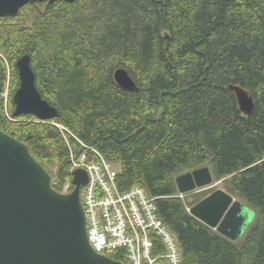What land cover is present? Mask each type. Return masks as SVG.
<instances>
[{
  "label": "trees",
  "instance_id": "1",
  "mask_svg": "<svg viewBox=\"0 0 264 264\" xmlns=\"http://www.w3.org/2000/svg\"><path fill=\"white\" fill-rule=\"evenodd\" d=\"M26 54L40 93L61 112L54 120L13 117L16 63ZM119 68L138 91L116 83ZM231 86L253 97L250 115ZM0 129L27 144L60 192L72 181L70 144L120 165L119 186L139 185L157 199L185 264H264V0L28 4L0 18ZM207 165L255 212L240 244L177 197V176Z\"/></svg>",
  "mask_w": 264,
  "mask_h": 264
},
{
  "label": "water",
  "instance_id": "2",
  "mask_svg": "<svg viewBox=\"0 0 264 264\" xmlns=\"http://www.w3.org/2000/svg\"><path fill=\"white\" fill-rule=\"evenodd\" d=\"M77 0H0V18L17 17L28 4ZM20 86L13 96V117L33 115L41 121L60 117L36 84L29 54L16 63ZM116 83L131 92L139 90L128 70L115 71ZM240 109L250 115L254 100L249 92L231 86ZM214 181L209 165L177 176L182 194L207 187ZM89 182L84 169L72 173L73 190L63 193L53 186V176L31 154L27 144L0 129V264H125L95 252L89 242L82 187ZM255 214V212H254ZM191 215L237 242L248 231L253 213L233 195L218 189L191 209Z\"/></svg>",
  "mask_w": 264,
  "mask_h": 264
},
{
  "label": "built area",
  "instance_id": "3",
  "mask_svg": "<svg viewBox=\"0 0 264 264\" xmlns=\"http://www.w3.org/2000/svg\"><path fill=\"white\" fill-rule=\"evenodd\" d=\"M79 143L80 148L69 145L70 159L72 172L84 169L89 175L88 184L82 187V202L93 249L111 258L120 252L130 264H185L177 237L159 216L157 199L139 185L122 189L118 184L120 166L108 162L99 151ZM72 188L69 183L64 192ZM184 196L179 194V198ZM186 210L191 214L188 204ZM155 238L160 239V248L164 249L159 256L153 255Z\"/></svg>",
  "mask_w": 264,
  "mask_h": 264
},
{
  "label": "rangeland",
  "instance_id": "4",
  "mask_svg": "<svg viewBox=\"0 0 264 264\" xmlns=\"http://www.w3.org/2000/svg\"><path fill=\"white\" fill-rule=\"evenodd\" d=\"M42 9L44 10L45 7L43 6ZM7 95H8V92L5 91L4 94H3V96H4L5 98H7ZM218 189H222V190L227 191V189H226V187H225V184H224V180H220V181H215V180H214L213 183H212L211 185L207 186V187L200 188V189H197V190H195V191H193V192H191V193L185 194L184 198H181V200H183L184 203L187 205L188 202L191 201V200H188V201H187V199H188L189 196H191L192 198H194V197L197 196V195H199V196H203V195H207V194L209 195L210 193H212V192H214V191H216V190H218ZM227 192H228V191H227ZM177 196L179 197V195H177ZM233 197L235 198V200L240 201V202H242V203L245 204V202H244V200H243L242 198H240V197H238V196H234V195H233ZM190 204H191V202H190ZM246 206H247V205H246ZM247 207H248L249 210L253 213L252 221H251V224H250V226H249V228H248V230H250L252 224H253L254 221H255V214H254V211L252 210L253 208H250L249 206H247ZM245 235H246V234H245ZM243 238H244V237H243ZM243 238H242L241 240L237 241L236 243L240 244V243L242 242Z\"/></svg>",
  "mask_w": 264,
  "mask_h": 264
},
{
  "label": "flooded vegetation",
  "instance_id": "5",
  "mask_svg": "<svg viewBox=\"0 0 264 264\" xmlns=\"http://www.w3.org/2000/svg\"><path fill=\"white\" fill-rule=\"evenodd\" d=\"M244 204V203H243ZM244 205H246V204H244ZM220 234V233H219Z\"/></svg>",
  "mask_w": 264,
  "mask_h": 264
},
{
  "label": "bare ground",
  "instance_id": "6",
  "mask_svg": "<svg viewBox=\"0 0 264 264\" xmlns=\"http://www.w3.org/2000/svg\"><path fill=\"white\" fill-rule=\"evenodd\" d=\"M79 153V152H78Z\"/></svg>",
  "mask_w": 264,
  "mask_h": 264
}]
</instances>
